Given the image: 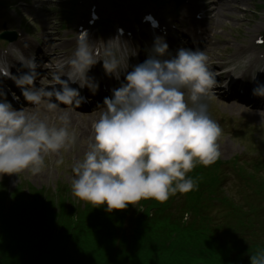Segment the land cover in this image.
<instances>
[{"label":"clouds","instance_id":"clouds-1","mask_svg":"<svg viewBox=\"0 0 264 264\" xmlns=\"http://www.w3.org/2000/svg\"><path fill=\"white\" fill-rule=\"evenodd\" d=\"M136 54L119 35L98 42L78 35L72 54L52 65L51 83L39 87V64L34 56L21 54L19 60L28 71L13 78L17 87L28 104L58 113L59 125H50L37 113L14 109L0 92V176L38 174L45 155L77 143L63 109H78L87 102L80 89L93 95L98 91L99 84L88 72L102 62L106 75L124 79L98 106L103 111L93 125L87 150L71 169L73 195L111 212L142 199L164 203L178 192L194 190L196 181L188 173L220 156L222 128L209 114L217 76L204 51L180 48L173 56L163 37L155 38L147 58L129 71V57ZM248 64L249 58L242 60L240 75L233 76L244 77ZM258 71L264 68L250 78ZM253 95L264 97V85L258 84ZM250 264H264V250L251 255Z\"/></svg>","mask_w":264,"mask_h":264},{"label":"rangeland","instance_id":"rangeland-1","mask_svg":"<svg viewBox=\"0 0 264 264\" xmlns=\"http://www.w3.org/2000/svg\"><path fill=\"white\" fill-rule=\"evenodd\" d=\"M27 1L29 0H6L9 6H4L0 9V32L5 24L7 30L20 28V31L33 37L34 42L40 41L42 46L51 39H58V43L51 45V47L60 51H64L66 48L69 50V48L73 47L75 44V32L79 23L78 20L88 11L90 6L86 10V8L80 7L77 3V9L72 12L67 8L68 5L61 2L62 0H30V6L24 5ZM190 1L182 0L180 6L174 8L171 0L170 4H157V0H94L98 7L97 10L103 18L99 23L108 31L112 28H110L111 21L115 24V22L127 21L130 18L140 19L142 14L148 11L154 12L160 17L162 22L174 23L176 25L178 22H174V19L185 12L183 9L188 6V2ZM217 1L215 5L216 0H204L205 8H208L207 10L210 14L208 18L200 21L204 28L215 34L212 47L206 54L208 59H213L216 63L228 62L237 66L242 59L249 56L248 65L254 63L252 59L264 54V46L256 45V37L264 34V0ZM66 17H73L74 22L63 24ZM76 17L78 18L76 19ZM180 19L181 16L178 20ZM188 20L190 21L189 18ZM24 22H27L28 27L30 26L32 31L25 29ZM185 25L186 29L191 27L190 22H185ZM31 37L26 36V39L30 40ZM139 43L144 44L140 40ZM241 47H244L247 51L238 55L237 50ZM259 64L263 65L264 63L258 62L253 64L252 70L258 68ZM209 107L211 112H218L221 116L227 117L237 124L230 125L226 134H222L218 140L220 155L223 159H230L236 154L241 153L250 154L254 157L258 155L264 156V113L245 110L238 105L235 107L231 103L219 104L212 99L210 100ZM26 113H37L41 119H46L50 125H59L57 115L51 114L53 116L52 120L46 118L48 111L44 107ZM97 116V114L96 116H85L79 113L69 116L74 121V125L70 126L69 130L76 134L77 143L65 150H61L59 153L45 155V166L38 174L33 175L28 171H24L18 174H4L0 176V180H6L3 188L7 192L12 193L15 191L16 186L21 184L23 185V190L32 189L31 186H33L36 190L48 189L49 193H54L61 186L63 187L62 193L75 197L71 188L73 179L71 169L76 161L83 159L87 145L93 134V125ZM83 126H87V130L80 131ZM61 158L63 159V163L58 165L56 161ZM227 172L230 174V181L225 189L227 194L240 203H245L249 193L256 204L264 205V199L257 198L254 192L255 187L260 188L258 183L254 184V186L252 184L245 185L234 174L232 168L227 169ZM257 177L258 179L264 177L263 169L259 170ZM0 193L5 192L2 190ZM23 199L25 200V197ZM58 201L59 198L57 196L55 202ZM58 203L60 204V202ZM79 204L81 205L82 203ZM1 205L2 201H0ZM90 205L93 208L92 211L104 213L103 208L99 205L91 203ZM125 210H129V207L123 210H116V217L119 219ZM224 211V205L217 202L207 208L206 213L218 219L219 217L225 218L223 217L225 215ZM125 228L126 235L132 237L136 229L129 225ZM139 229L141 231L139 236L148 241L156 240L162 242L172 238V236L182 239L178 233L170 229L163 222L145 227L141 225ZM103 230L109 231L107 226ZM0 234L4 236L8 235L5 230L0 231ZM16 237V233L10 235L11 239L15 240ZM80 240L85 245L91 242V240H87L85 237H80ZM94 240H102V238L95 237Z\"/></svg>","mask_w":264,"mask_h":264},{"label":"trees","instance_id":"trees-1","mask_svg":"<svg viewBox=\"0 0 264 264\" xmlns=\"http://www.w3.org/2000/svg\"><path fill=\"white\" fill-rule=\"evenodd\" d=\"M213 169L217 174L211 175L212 182L217 184L213 191L216 193L221 186V168L216 165L201 167L200 173L207 175ZM3 187L0 186V192ZM32 190L28 194L22 190L11 195L0 193V231L5 230L8 234H0V238L12 250L22 249L25 252L21 258L13 259L14 253L10 252L7 256L8 248L0 249V264H66L69 256L77 258L71 264H250V255L242 252L246 243L233 237L231 222L213 225V221L205 217L208 219L206 224L203 221L187 225L181 217L186 212V206L185 209L180 204L168 207L170 203L166 201L160 207L162 213L167 212L164 216L166 225L182 239L172 236L162 242L148 241L139 236V227L160 222L159 212L154 211L156 203L148 205L141 215L124 214L118 219L113 211L104 210L105 214L92 211V206L85 207L84 203L81 209L74 203L67 208V200L64 202L61 190L57 191V195L62 197L59 200L61 205L49 193ZM57 206H61L58 211ZM127 218L136 229L132 237L126 235L124 228L123 220ZM105 226L109 231L103 230ZM14 233L17 234L15 240L10 238ZM80 237L91 242L85 245ZM95 237L102 240L93 241ZM32 254H35V260H25L26 255L32 258ZM51 254L60 260L46 263Z\"/></svg>","mask_w":264,"mask_h":264},{"label":"bare ground","instance_id":"bare-ground-1","mask_svg":"<svg viewBox=\"0 0 264 264\" xmlns=\"http://www.w3.org/2000/svg\"><path fill=\"white\" fill-rule=\"evenodd\" d=\"M58 115V113H56ZM69 116H73V114H69ZM46 118L48 120H52L53 119V116L51 115V113L49 112L47 115H46ZM74 125V121L70 118V126H73ZM87 130V126H83L81 127V130L80 131H85ZM14 244V243H13Z\"/></svg>","mask_w":264,"mask_h":264}]
</instances>
